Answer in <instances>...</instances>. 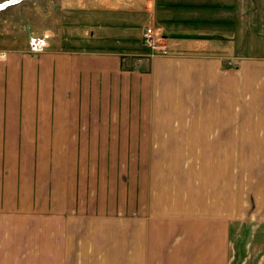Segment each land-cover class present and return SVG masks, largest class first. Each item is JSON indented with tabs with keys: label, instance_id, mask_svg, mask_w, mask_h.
<instances>
[{
	"label": "crops",
	"instance_id": "crops-1",
	"mask_svg": "<svg viewBox=\"0 0 264 264\" xmlns=\"http://www.w3.org/2000/svg\"><path fill=\"white\" fill-rule=\"evenodd\" d=\"M90 5L0 44V264H264V0Z\"/></svg>",
	"mask_w": 264,
	"mask_h": 264
},
{
	"label": "rangeland",
	"instance_id": "rangeland-1",
	"mask_svg": "<svg viewBox=\"0 0 264 264\" xmlns=\"http://www.w3.org/2000/svg\"><path fill=\"white\" fill-rule=\"evenodd\" d=\"M92 1L112 7L121 0H19L15 7L6 6L0 11V44L35 51L41 41L32 37L48 38L52 43L83 37L88 33L84 15L92 9Z\"/></svg>",
	"mask_w": 264,
	"mask_h": 264
},
{
	"label": "built area",
	"instance_id": "built-area-1",
	"mask_svg": "<svg viewBox=\"0 0 264 264\" xmlns=\"http://www.w3.org/2000/svg\"><path fill=\"white\" fill-rule=\"evenodd\" d=\"M143 42L144 45L150 49L163 50L165 48L164 46H159L156 43L152 27H147L145 29L143 34Z\"/></svg>",
	"mask_w": 264,
	"mask_h": 264
}]
</instances>
